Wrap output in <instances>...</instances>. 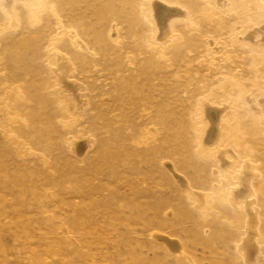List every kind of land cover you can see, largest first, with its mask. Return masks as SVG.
<instances>
[{
  "label": "rangeland",
  "instance_id": "rangeland-1",
  "mask_svg": "<svg viewBox=\"0 0 264 264\" xmlns=\"http://www.w3.org/2000/svg\"><path fill=\"white\" fill-rule=\"evenodd\" d=\"M263 24L0 0V264H264Z\"/></svg>",
  "mask_w": 264,
  "mask_h": 264
},
{
  "label": "bare ground",
  "instance_id": "bare-ground-1",
  "mask_svg": "<svg viewBox=\"0 0 264 264\" xmlns=\"http://www.w3.org/2000/svg\"><path fill=\"white\" fill-rule=\"evenodd\" d=\"M152 3V7H151V15L156 19V22L158 23V25L160 26V27H165L166 26V24H167V22L169 21V19H166L165 20V18H164V24H162V16L166 13V14H172V13H174V15L176 14V15H179V14H177V11L178 10H176L175 8H174V6H171V7H169V11H167V12H170V13H167V12H165V10H164V12H163V9L164 8H162V6H164L163 5V3L161 4L160 3V1L159 2H156V1H153V2H151ZM166 8V7H165ZM168 10V9H167ZM162 13H163V15H162ZM165 14V15H166ZM173 15V14H172ZM165 17H167V16H165ZM263 33H264V24L263 25H261V29H260ZM211 108V107H210ZM210 108H207V109H210ZM207 111H209V110H207ZM211 112V111H210ZM213 112V111H212ZM211 112V113H212ZM215 112H217V110L215 111ZM218 113V112H217ZM219 114H217V117H219L218 116ZM208 116H210V115H208ZM212 116H210V119L212 120V118H214V117H212ZM216 117V116H215ZM209 118V117H208ZM215 119V122H216V118H214ZM210 120V121H211ZM213 121V120H212ZM212 128V127H211ZM215 128H213V130H214ZM212 132V131H211ZM213 133H215L214 131H213ZM213 136H215L214 134H213ZM217 136V135H216ZM205 137H206V135H205ZM206 140H207V138H206ZM214 140H216V139H214ZM209 142V141H208ZM254 217V216H253ZM172 241V240H171ZM167 244V243H166Z\"/></svg>",
  "mask_w": 264,
  "mask_h": 264
}]
</instances>
